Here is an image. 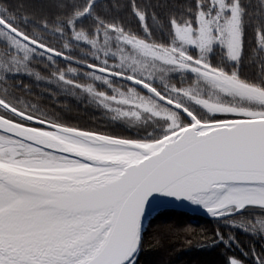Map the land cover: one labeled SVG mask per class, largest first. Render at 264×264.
Instances as JSON below:
<instances>
[{
	"label": "snow or ice",
	"instance_id": "obj_1",
	"mask_svg": "<svg viewBox=\"0 0 264 264\" xmlns=\"http://www.w3.org/2000/svg\"><path fill=\"white\" fill-rule=\"evenodd\" d=\"M189 206L215 227L146 249ZM181 235L264 264V0H0V264H141Z\"/></svg>",
	"mask_w": 264,
	"mask_h": 264
},
{
	"label": "trees",
	"instance_id": "obj_2",
	"mask_svg": "<svg viewBox=\"0 0 264 264\" xmlns=\"http://www.w3.org/2000/svg\"><path fill=\"white\" fill-rule=\"evenodd\" d=\"M19 3H40L41 0H13ZM156 3L157 0H151ZM163 2V0H159ZM182 0H177L181 3ZM154 31H156L154 29ZM158 35L163 36L162 30ZM69 118L73 122L88 123L94 113L85 111L72 103L71 111L68 113ZM119 127V126H117ZM160 219L153 218L148 224L147 233L145 235V247L149 248L152 238L159 229L173 226V231H180L185 227H191L199 232L201 229H212L214 224L209 222L208 218L190 215L184 212H175L172 210H164L156 214ZM209 234H211L209 232ZM241 239L247 240L242 236ZM171 246L163 249L146 250L141 256V264H222V256L220 249L201 248L197 245V241L193 239V246L189 248L186 244V238L181 235L179 237L172 236L170 238Z\"/></svg>",
	"mask_w": 264,
	"mask_h": 264
},
{
	"label": "water",
	"instance_id": "obj_3",
	"mask_svg": "<svg viewBox=\"0 0 264 264\" xmlns=\"http://www.w3.org/2000/svg\"><path fill=\"white\" fill-rule=\"evenodd\" d=\"M164 210H172V211H175V212H184V213H188V214H191V215H197V216H200V217L208 218L207 215L203 212L202 209L193 208L191 206H189L187 208H184V207H166V208L160 209L159 212L164 211Z\"/></svg>",
	"mask_w": 264,
	"mask_h": 264
},
{
	"label": "rangeland",
	"instance_id": "obj_4",
	"mask_svg": "<svg viewBox=\"0 0 264 264\" xmlns=\"http://www.w3.org/2000/svg\"><path fill=\"white\" fill-rule=\"evenodd\" d=\"M191 215V214H190ZM194 216H197V215H194Z\"/></svg>",
	"mask_w": 264,
	"mask_h": 264
}]
</instances>
